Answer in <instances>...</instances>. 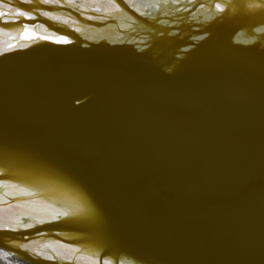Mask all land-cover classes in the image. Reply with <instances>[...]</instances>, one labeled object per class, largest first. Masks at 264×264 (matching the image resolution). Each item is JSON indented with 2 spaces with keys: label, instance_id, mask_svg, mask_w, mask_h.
I'll return each instance as SVG.
<instances>
[{
  "label": "bare ground",
  "instance_id": "1",
  "mask_svg": "<svg viewBox=\"0 0 264 264\" xmlns=\"http://www.w3.org/2000/svg\"><path fill=\"white\" fill-rule=\"evenodd\" d=\"M57 1L14 0L29 18L0 3V11H7L0 15V30L14 33L11 40L0 37V52L22 28L20 36L40 35L19 46L36 40L65 43L69 35L61 31L68 26L52 24L34 11L59 12ZM202 1H62V13L76 18L69 26L87 37L149 42V50L133 57L121 104L86 115L68 112L46 127L3 134L0 174L13 179L0 182V225L15 230L0 229V259L131 264L104 253L125 247L126 253L156 264L174 259L240 264L213 261L209 250L232 254L229 244L253 242L264 230V27L249 29L264 21V0ZM195 2L205 5L195 8ZM227 4L224 30L213 25L207 40L179 57L172 55L187 42L183 38L193 31L191 25L205 24ZM76 5L89 19L73 11ZM185 5L190 6L182 9ZM33 19L55 32L44 33L42 25H31ZM239 23L247 29L235 37L246 45L227 37ZM169 28H178L180 36ZM157 61L169 66L165 73ZM5 198L11 203L1 204ZM57 213L65 217L52 221ZM22 214L34 225L20 229L16 219ZM63 227L77 232L67 241L50 233L31 235ZM215 230L224 235H213ZM45 236L77 246L43 241Z\"/></svg>",
  "mask_w": 264,
  "mask_h": 264
},
{
  "label": "water",
  "instance_id": "2",
  "mask_svg": "<svg viewBox=\"0 0 264 264\" xmlns=\"http://www.w3.org/2000/svg\"><path fill=\"white\" fill-rule=\"evenodd\" d=\"M17 1L27 3L30 0ZM62 1L71 2L72 0L57 1L60 3L57 8L61 13L57 10L41 8H35L34 11L38 12L42 17L49 19L52 24L61 23L67 25L68 29L61 32L69 35L68 42L48 43L36 40L23 46L13 47L12 49L4 48L6 50L0 52V141L4 133L28 132L30 128L46 127L49 125V121L68 112L86 115L95 111L108 110L115 105L121 104L127 96V89L130 87L128 77L133 74L131 73L133 68L129 65L135 63L133 57L145 55L144 52L149 50V42L132 43L131 40L123 38L110 40L103 36L87 37L78 28L69 26L76 21V18L62 13L65 11ZM209 1L211 5H215L218 2L216 0H206V2ZM13 2L14 0H0V3L10 4V6H14L15 8ZM41 2H46V0H41ZM202 2H195L194 7L199 8L205 5ZM188 6L190 5L181 7L184 9ZM76 7L77 5L72 6L73 11H77ZM228 7L229 4H227L224 11L211 13L204 19L206 23L203 25H191L190 28L193 31L183 38L187 42L179 43L173 50L172 55L179 57L185 51L207 40L212 34L211 26L213 25L221 26L224 30V25L226 24L224 15ZM21 10L29 13L23 9ZM30 10H33V8H30ZM45 13L49 15L47 16ZM78 13L81 17L89 19L85 13ZM136 13L138 15H146L144 12ZM59 15L66 18L57 17ZM180 16L177 15L175 17L178 18ZM190 18L191 21L196 22L200 19V16L196 18H192L191 16ZM104 19H107V15H104ZM172 22L174 20H171ZM107 24L110 23L103 24L97 28ZM31 25H37L38 27L42 25L44 33L55 32L49 27L46 28L45 23L37 19H33ZM262 27H264V21L251 24L249 29ZM246 29L247 27L244 24L239 23L229 31L227 37L230 40L235 38L233 42L238 41L235 43L239 45H246L244 40L235 37L236 34ZM177 30L178 28H169L167 32L175 37H179L181 32ZM135 38H138V36ZM129 60L131 63H128ZM156 65L157 69L160 72L164 71V73L169 68V66H164L163 63H158V61ZM3 169L4 166L0 165L1 172ZM0 177L3 178H0V182L13 179L5 177L3 174H0ZM6 200L1 204L10 203L8 199ZM62 217L65 216L57 213L52 218V221H58ZM24 219V214L16 219V223H18L20 229L34 225H30ZM40 223L39 220L35 224L38 225ZM3 225L5 224L0 225V229L15 230ZM76 232L74 229L63 227L48 230L40 229L31 235L33 238H39L40 235L50 233L66 240L65 237L68 234ZM258 234H260L258 239L253 242L242 243V241H238V243L229 244L234 251L232 254L219 248L224 246H219V250L214 251L210 248L209 252L213 261L225 263L226 261L234 260L240 264H264V230ZM213 235L223 236L224 232L222 230H215V234ZM22 238L27 239V235H23ZM44 238L43 241H51L50 243L58 241L49 236H45ZM58 242L77 246L76 244L66 243L61 240ZM124 248H120L121 250L116 249L115 251L106 250L104 253L108 252L111 256L121 255L129 259L131 264H156L151 261L150 257L137 258L133 254L126 253ZM230 249L228 248L227 250ZM104 253L100 255V261L103 256H106ZM180 262V260L174 259V262L163 264H183Z\"/></svg>",
  "mask_w": 264,
  "mask_h": 264
},
{
  "label": "rangeland",
  "instance_id": "3",
  "mask_svg": "<svg viewBox=\"0 0 264 264\" xmlns=\"http://www.w3.org/2000/svg\"><path fill=\"white\" fill-rule=\"evenodd\" d=\"M0 264H12V262L11 261H7V260H5V259H0Z\"/></svg>",
  "mask_w": 264,
  "mask_h": 264
}]
</instances>
